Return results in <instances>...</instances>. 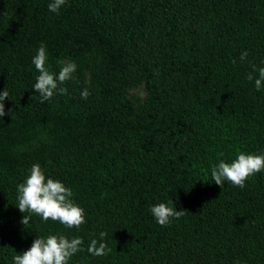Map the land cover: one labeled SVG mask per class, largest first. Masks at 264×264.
Segmentation results:
<instances>
[{"label": "trees", "instance_id": "trees-1", "mask_svg": "<svg viewBox=\"0 0 264 264\" xmlns=\"http://www.w3.org/2000/svg\"><path fill=\"white\" fill-rule=\"evenodd\" d=\"M51 2L0 0V264L50 234L84 241L68 264H264V170L244 188L211 177L220 159L264 155V0ZM41 43L53 73L99 55L86 99L65 81L40 102ZM35 164L72 190L78 229L18 209ZM161 202L185 214L161 226ZM101 232L111 252L94 256Z\"/></svg>", "mask_w": 264, "mask_h": 264}, {"label": "clouds", "instance_id": "clouds-1", "mask_svg": "<svg viewBox=\"0 0 264 264\" xmlns=\"http://www.w3.org/2000/svg\"><path fill=\"white\" fill-rule=\"evenodd\" d=\"M66 0H53L49 3V11L58 13ZM247 57V52L241 54V59ZM48 59L46 45L41 43L37 54L33 57L32 64L38 70L39 75L33 89L41 97V103L50 100L58 90L63 94L66 89L59 87L65 81L71 79L77 65L72 62L66 63L58 73L50 72L46 68ZM248 80H253V74L248 75ZM264 83V68L259 69V76L255 78V87L260 90ZM90 95L87 89L81 92V98L86 99ZM10 93L6 89L0 94V117L6 115L4 101ZM12 114V113H10ZM14 117V114H12ZM222 155V154H221ZM264 170V155L246 154L239 152L231 162L220 159L212 166L211 177L215 184L223 187L224 182L240 188L245 187L246 180L256 173ZM18 209L22 213H34L43 218L58 221L67 228H79L85 222L84 209L78 206L71 197L73 192L59 179L46 178L45 172L39 164L30 169V174L24 183L18 185ZM150 212L161 226H166L172 218H180L185 211H178L169 203H158L150 208ZM31 217L24 215L21 223L26 226ZM107 233H100V240L92 239L88 252L94 256H104L111 252L108 245L103 242ZM84 243L82 238L69 239L66 235L50 234L47 238L35 239L29 250L13 257L14 264H68L69 259L79 251Z\"/></svg>", "mask_w": 264, "mask_h": 264}, {"label": "rangeland", "instance_id": "rangeland-1", "mask_svg": "<svg viewBox=\"0 0 264 264\" xmlns=\"http://www.w3.org/2000/svg\"><path fill=\"white\" fill-rule=\"evenodd\" d=\"M99 60V55L88 54L82 61H74L70 59H64L61 61L60 69L68 62H72L77 65V69L72 74L71 79L67 80L70 82L74 96H81V92L85 89L89 91L94 81V75L97 68L96 61ZM146 94L147 90L144 83H141L138 87L129 90V96L135 106L144 102Z\"/></svg>", "mask_w": 264, "mask_h": 264}]
</instances>
